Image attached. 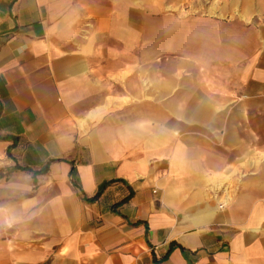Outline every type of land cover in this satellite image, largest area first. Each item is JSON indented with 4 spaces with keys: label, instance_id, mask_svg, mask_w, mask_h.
I'll list each match as a JSON object with an SVG mask.
<instances>
[{
    "label": "crops",
    "instance_id": "obj_1",
    "mask_svg": "<svg viewBox=\"0 0 264 264\" xmlns=\"http://www.w3.org/2000/svg\"><path fill=\"white\" fill-rule=\"evenodd\" d=\"M0 264H264V0H0Z\"/></svg>",
    "mask_w": 264,
    "mask_h": 264
},
{
    "label": "trees",
    "instance_id": "obj_2",
    "mask_svg": "<svg viewBox=\"0 0 264 264\" xmlns=\"http://www.w3.org/2000/svg\"><path fill=\"white\" fill-rule=\"evenodd\" d=\"M9 153V152H8ZM51 162V161H50ZM48 165H46L43 169H41L40 171L45 172L47 170ZM19 168V167H18ZM117 180H110V181H106L104 182L99 190L95 193V195H93L92 197H83V199L88 202V203H92L94 201H96L102 194V192L105 190V188L110 185L111 183L115 182ZM132 193H130V195H128L127 197H125L122 201H120L119 203H117L116 205H114V208H116L117 206H120L122 204H124L125 202H127L129 200V198L131 197Z\"/></svg>",
    "mask_w": 264,
    "mask_h": 264
}]
</instances>
